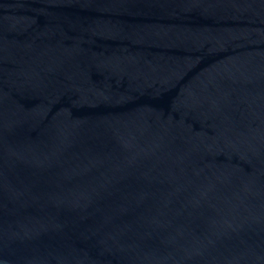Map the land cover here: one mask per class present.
I'll use <instances>...</instances> for the list:
<instances>
[{
  "label": "water",
  "instance_id": "95a60500",
  "mask_svg": "<svg viewBox=\"0 0 264 264\" xmlns=\"http://www.w3.org/2000/svg\"><path fill=\"white\" fill-rule=\"evenodd\" d=\"M0 264H264V0H0Z\"/></svg>",
  "mask_w": 264,
  "mask_h": 264
}]
</instances>
